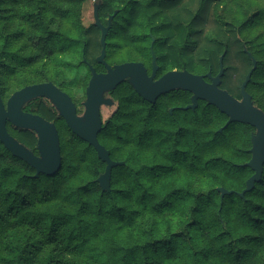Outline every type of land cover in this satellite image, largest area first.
<instances>
[{
    "label": "trees",
    "instance_id": "16d2710c",
    "mask_svg": "<svg viewBox=\"0 0 264 264\" xmlns=\"http://www.w3.org/2000/svg\"><path fill=\"white\" fill-rule=\"evenodd\" d=\"M88 0H0V93L52 82L84 98L100 31L81 23ZM108 64L149 65L215 76L240 99L246 86L264 112V0H95ZM110 37L116 43H110ZM86 60V63L83 62ZM208 80V79H206ZM176 91L144 103L129 85L97 135L110 159V190L97 178L105 163L69 130L58 131L61 169L39 174L0 143V264H264V165L260 181L240 195L253 171L254 128L232 123L203 101L193 111ZM223 128L222 132H218ZM8 132L36 153V136ZM219 188L231 193L221 197Z\"/></svg>",
    "mask_w": 264,
    "mask_h": 264
},
{
    "label": "water",
    "instance_id": "95a60500",
    "mask_svg": "<svg viewBox=\"0 0 264 264\" xmlns=\"http://www.w3.org/2000/svg\"><path fill=\"white\" fill-rule=\"evenodd\" d=\"M98 7L99 3L96 1L93 12L94 25L100 30V53L96 61L105 66L106 73L97 74L94 68L90 67L91 78L85 92L86 99L83 103L84 112L82 116L77 117L75 115V108L70 98L51 82L25 86L15 91L7 100L6 105L0 97V143L2 146L12 156L30 165L35 170V177L39 174L53 176L60 171L59 136L54 125L21 110L23 104L32 99L47 98L57 109L59 115L63 117L71 132L92 146L97 157L105 163L104 172L97 178V182L102 191H109L112 169L123 163L111 160L109 151L97 139V135L103 128L100 107L101 105H113V101L105 98L104 94L114 90L120 84L128 82L139 96L154 103L162 94L174 90H184L192 92L193 96L191 97V104L184 107L183 110H195L199 100L205 101L228 117L223 128L232 123L244 124L254 128L255 133L250 138L251 148L249 152L251 157L244 164L253 171V174L247 179L246 188L240 195L242 196L245 192L251 190L254 184L260 181L264 165V113L253 105L251 96L246 91L252 72L256 69V61L252 58L253 67L240 86V99L234 98L226 90L220 88L221 78L224 74L223 56L219 57V71L215 76L210 73L197 75L186 70H174L153 81L157 65L152 51L154 41L152 39L150 48L153 70L150 77L147 76L141 63L130 62L110 67L105 62L106 37L113 16L108 17L106 26L102 25L98 18ZM83 62H86V60L83 59ZM6 121L17 128L33 131L36 134L38 156L8 134L5 127ZM223 128H220L218 132H222ZM218 191L221 193V197L231 193L223 188H219Z\"/></svg>",
    "mask_w": 264,
    "mask_h": 264
},
{
    "label": "flooded vegetation",
    "instance_id": "af4514ba",
    "mask_svg": "<svg viewBox=\"0 0 264 264\" xmlns=\"http://www.w3.org/2000/svg\"><path fill=\"white\" fill-rule=\"evenodd\" d=\"M103 25V24H102ZM107 25V24H106ZM106 25H104V26H106ZM100 31V30H99ZM150 52H151V48H150ZM100 53V52H99ZM99 55V54H98ZM97 55V56H98ZM155 55V54H154ZM97 56H96V58H97ZM106 56V55H105ZM96 58H95V60H96ZM155 58H156V56H155ZM97 62V61H96ZM105 62H106V60H105ZM133 62V61H132ZM84 63H86V62H84ZM98 63V62H97ZM107 63V62H106ZM125 63H130V62H125ZM133 63H141L142 65H143V67L145 68V71H146V73H147V76L148 77H150L151 75H152V70H153V68H152V52H151V60H150V63H149V65H144L142 62H133ZM99 65H101L102 67H103V71H99V72H96V70H95V72L97 73V74H104V73H106V69H105V66L103 65V64H100V63H98ZM121 64H123V63H121ZM107 65H109L110 67H114L115 65H119V64H112V65H110V64H108L107 63ZM156 65H157V69H156V72H155V75H154V77H153V81H156V80H158L161 76H163L165 73H167V72H169V71H166V72H164V73H162V74H160L159 73V65L157 64V60H156ZM90 67H92L91 65H89V64H87V68H88V70H89V73H90V76H89V79H88V82H89V80H90V78H91V71H90ZM93 68V67H92ZM182 71V70H177V69H173V70H170V71ZM183 70H185V69H183ZM187 71V70H186ZM189 72V71H188ZM191 73V72H190ZM193 74V73H192ZM206 81H208V80H206ZM88 82H87V85H86V87H85V89H84V98L83 99H80V97H78V98H74V97H71L68 93H66L65 91H63V90H61L59 87H57L55 84H53L52 82V84L53 85H55L60 91H62V92H64L69 98H70V100H71V102H72V104L74 105V108H75V115L77 116V117H81L82 116V114H83V112H84V106H83V103L85 102V99H86V88H87V86H88ZM45 83H47V82H45ZM41 84V83H40ZM124 84H126V85H129L130 87H131V89L133 90V92L144 102V103H146V104H148V105H150V106H152V105H154V104H156L158 101H160V100H162L165 96H167V95H170V96H172L173 94H174V92H176V91H183V92H186L188 95H187V100L189 101V103L188 104H186L185 106H183V107H178V106H171V107H168L167 108V113L169 114V115H172V113H173V111L174 110H176V109H180V110H182V111H188V110H190V111H193V110H191V109H188V110H183V108L184 107H186V106H188V105H190L191 104V97L193 96V93L192 92H189V91H184V90H174V91H170V92H168V93H165V94H162V95H160L156 100H155V102L154 103H151V102H149V101H146L145 99H143L141 96H139L135 91H134V89L132 88V86L128 83V82H124V83H122V84H120V85H124ZM119 85V86H120ZM118 87V86H117ZM116 87V88H117ZM115 88V89H116ZM114 89V90H115ZM114 90H112V91H110V92H108V93H106V94H104V97L105 98H109V99H111L112 101H113V105L112 106H107V105H101V107H100V117H101V122H102V127H105V125H106V123H108V120H109V116H111L112 115V113L114 112H111V114L106 118V119H103V115H104V113H106L107 111H108V109H110V108H115L116 109V107H117V102L114 100V98L112 97V92L114 91ZM1 92V91H0ZM14 93V92H13ZM12 93V94H13ZM12 94H10L9 96H2V94L0 93V97H1V99H2V102L6 105V103H7V100L9 99V97L12 95ZM201 100H199L198 101V103L200 102ZM203 102H205V101H203ZM206 103V102H205ZM207 104V103H206ZM114 109V110H115ZM21 110L24 112V113H26V114H29V115H33V116H38V117H40V118H42L43 120H45L46 122H48V123H51V124H53L54 125V127H55V129H56V131H57V133H58V131H64V130H69V131H71L70 129H69V127L66 125V122H65V120L63 119V117H61L60 115H59V113H58V111H57V109L54 107V105L47 99V98H43V97H40V98H36V99H32V100H30V101H28V102H26V103H24L23 104V106H22V108H21ZM5 127H6V130H7V132H8V129H10L11 131H13V132H16V131H18V130H24V129H20V128H17V127H15V126H13L10 122H8V121H6V123H5ZM103 129V128H102ZM27 131H29V130H27ZM31 132H33V131H31ZM101 132V131H100ZM99 132V133H100ZM34 133V132H33ZM8 134L11 136V134L8 132ZM35 134V133H34ZM35 136H36V134H35ZM12 137V136H11ZM14 138V137H13ZM15 139V138H14ZM16 140V139H15ZM36 143H37V136H36ZM29 150V149H28ZM31 151V150H30ZM32 152V151H31ZM33 153V152H32ZM34 155H36V156H38V152H37V150H36V153H33Z\"/></svg>",
    "mask_w": 264,
    "mask_h": 264
},
{
    "label": "rangeland",
    "instance_id": "374dc122",
    "mask_svg": "<svg viewBox=\"0 0 264 264\" xmlns=\"http://www.w3.org/2000/svg\"><path fill=\"white\" fill-rule=\"evenodd\" d=\"M95 0H88L87 2H85L82 6V11H81V23L84 27H88L92 24H94L95 20H94V16H93V12H94V7H95ZM111 44L112 43H116V39L114 37H110L108 40ZM253 103V102H252ZM254 105V104H253ZM256 108H258L259 110H261L259 107H257V105H254ZM115 108H110L108 109V111L106 113H104L103 115V119H106L111 112L114 111ZM262 111V110H261ZM263 112V111H262ZM264 113V112H263ZM255 133V130L254 132ZM60 144V143H59ZM28 149V148H27Z\"/></svg>",
    "mask_w": 264,
    "mask_h": 264
}]
</instances>
